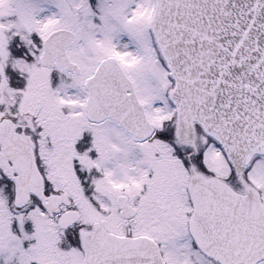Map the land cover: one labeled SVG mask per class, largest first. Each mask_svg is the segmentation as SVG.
Returning a JSON list of instances; mask_svg holds the SVG:
<instances>
[{
    "label": "snow or ice",
    "instance_id": "snow-or-ice-1",
    "mask_svg": "<svg viewBox=\"0 0 264 264\" xmlns=\"http://www.w3.org/2000/svg\"><path fill=\"white\" fill-rule=\"evenodd\" d=\"M0 264H264V0H0Z\"/></svg>",
    "mask_w": 264,
    "mask_h": 264
}]
</instances>
